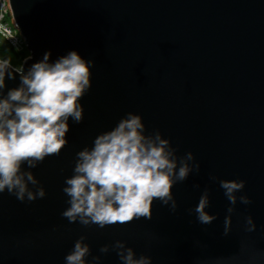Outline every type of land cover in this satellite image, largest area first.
<instances>
[{"label":"water","instance_id":"95a60500","mask_svg":"<svg viewBox=\"0 0 264 264\" xmlns=\"http://www.w3.org/2000/svg\"><path fill=\"white\" fill-rule=\"evenodd\" d=\"M29 56L25 74L51 52L50 62L76 51L94 60L91 88L80 99L81 123L69 118L67 145L30 170L46 196L20 202L0 194V264H66L84 236L86 264H122L104 245L124 241L151 264H264V0H9ZM0 63H3L0 61ZM15 69V68H14ZM11 71V69H10ZM7 91L20 76L5 79ZM142 117L182 157L200 164L174 184L177 210L154 200L152 218L99 228L70 223L63 188L76 153L113 129L127 113ZM215 176L216 181H211ZM220 180L244 181L231 214ZM194 185H199L195 188ZM31 187V185H29ZM217 218L200 224L193 211L204 190ZM256 227L247 231L246 218ZM100 256L99 261L93 257Z\"/></svg>","mask_w":264,"mask_h":264},{"label":"clouds","instance_id":"9594fccd","mask_svg":"<svg viewBox=\"0 0 264 264\" xmlns=\"http://www.w3.org/2000/svg\"><path fill=\"white\" fill-rule=\"evenodd\" d=\"M51 52L42 60L24 69H14L8 61L0 63V194L7 191L20 202L43 199L46 191L33 172L48 156H59L67 145L69 118L81 123L84 109L80 99L91 88V68L94 60H85L76 51L50 62ZM11 69V71H10ZM20 76V86L4 94L6 76L14 80ZM142 117L127 113L117 125L99 134L91 148L76 153L73 175L65 179L64 194L69 207L62 216L70 223L99 228L127 224L134 219L152 218V205L159 200L174 213L177 201L173 186L185 181L193 172L199 173L200 164L192 152L177 156V149L159 131L145 134ZM210 176L211 181H216ZM31 185V187L29 186ZM220 187L230 202L225 217L224 235L231 226V214L237 200L251 203L246 195L236 193L245 187L244 181L220 180ZM199 188V185H194ZM210 206L209 192L204 190L193 210L197 221L211 224L217 217L206 210ZM247 231L255 230L251 216L246 218ZM81 236L69 254L66 264H86L90 246ZM114 250L122 264H151V257L137 258L133 248L124 241L104 245L100 252ZM99 261L100 256L93 257Z\"/></svg>","mask_w":264,"mask_h":264},{"label":"built area","instance_id":"2783aa9c","mask_svg":"<svg viewBox=\"0 0 264 264\" xmlns=\"http://www.w3.org/2000/svg\"><path fill=\"white\" fill-rule=\"evenodd\" d=\"M0 42H4L15 50L25 48L24 38L15 28L9 0H0Z\"/></svg>","mask_w":264,"mask_h":264},{"label":"trees","instance_id":"16d2710c","mask_svg":"<svg viewBox=\"0 0 264 264\" xmlns=\"http://www.w3.org/2000/svg\"><path fill=\"white\" fill-rule=\"evenodd\" d=\"M27 55H29V53L26 48L22 50H15L4 42H0V61L2 62L12 61L15 63L16 61H18L21 65L23 59L26 58Z\"/></svg>","mask_w":264,"mask_h":264},{"label":"rangeland","instance_id":"374dc122","mask_svg":"<svg viewBox=\"0 0 264 264\" xmlns=\"http://www.w3.org/2000/svg\"><path fill=\"white\" fill-rule=\"evenodd\" d=\"M29 53V52H28ZM29 55H27V57H28ZM26 57V58H27ZM25 59V58H24ZM23 59V60H24ZM10 64H11V66H13V68H15V69H20V67H21V65L19 64V62L18 61H16L15 63L14 62H9Z\"/></svg>","mask_w":264,"mask_h":264}]
</instances>
